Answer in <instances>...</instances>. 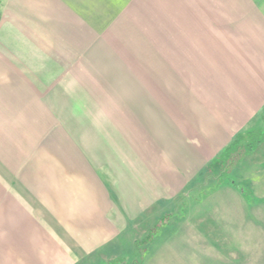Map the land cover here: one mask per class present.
I'll use <instances>...</instances> for the list:
<instances>
[{
	"label": "crops",
	"instance_id": "1",
	"mask_svg": "<svg viewBox=\"0 0 264 264\" xmlns=\"http://www.w3.org/2000/svg\"><path fill=\"white\" fill-rule=\"evenodd\" d=\"M263 115L264 0H3L0 264H147Z\"/></svg>",
	"mask_w": 264,
	"mask_h": 264
},
{
	"label": "rangeland",
	"instance_id": "2",
	"mask_svg": "<svg viewBox=\"0 0 264 264\" xmlns=\"http://www.w3.org/2000/svg\"><path fill=\"white\" fill-rule=\"evenodd\" d=\"M251 128L236 148L211 166L204 188L189 190L184 206L173 207L155 221L151 239L139 242L141 257L135 261L264 264V115ZM258 141L262 145L247 153ZM131 254L125 250L127 260Z\"/></svg>",
	"mask_w": 264,
	"mask_h": 264
},
{
	"label": "trees",
	"instance_id": "3",
	"mask_svg": "<svg viewBox=\"0 0 264 264\" xmlns=\"http://www.w3.org/2000/svg\"><path fill=\"white\" fill-rule=\"evenodd\" d=\"M242 138H243V137H240L239 139H237V140H236V141L230 146V148H229L228 150H226V151L222 154L221 157H225L226 155H228V154L231 152V150H232L233 148H236V147L240 144ZM262 143H263V142L258 141V142L255 143V145H250V146L248 147V149H246V152H247V153H248V152H250V153L254 152L258 147H260V146L262 145ZM244 154H245V153H244ZM216 162H217V161H216ZM214 164H215V163H214Z\"/></svg>",
	"mask_w": 264,
	"mask_h": 264
}]
</instances>
